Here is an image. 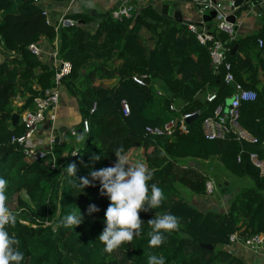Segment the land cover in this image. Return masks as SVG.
Wrapping results in <instances>:
<instances>
[{
    "label": "trees",
    "instance_id": "1",
    "mask_svg": "<svg viewBox=\"0 0 264 264\" xmlns=\"http://www.w3.org/2000/svg\"><path fill=\"white\" fill-rule=\"evenodd\" d=\"M66 19L75 24L55 27L34 0H0V45L7 54L0 62V176L8 181L7 206L11 209L16 204L17 222L7 230L20 241L22 264H147L149 252L163 255L166 264H247L226 248L230 236L244 228V235L264 233V175L250 161L253 153L264 160V57L258 49V40L264 37L237 38L228 44L227 61L235 83L258 95L254 103L241 108L242 126L258 139V144L251 145L204 138L203 121L217 106L228 103L234 88L225 83V71L214 74L209 45L199 43L189 24L164 19L153 3L141 7L133 20L115 21L109 13L91 16L87 12ZM207 26L214 30L213 23ZM143 32L149 34L146 41ZM219 37L229 40L225 33ZM44 40L53 49L57 45L60 60L72 64L71 73L63 79L66 96L81 117L72 129L79 136L84 122L89 124V134L83 135L86 141L77 146L76 157L69 158L75 150L72 144L65 140L54 144L55 168L52 155L28 163L24 149L13 143L24 132L20 122L13 125V117L33 109L35 99L54 87L52 59L39 60L29 50ZM144 76L151 79L149 86L133 80ZM209 93L218 95L213 104L206 100ZM123 101L130 105L129 117L123 115ZM171 103L184 114H196L187 131L173 137L147 136V127H161L178 116L170 112ZM121 145L127 155L144 150V163L153 173L149 194L151 184H156L165 199L159 208L140 213L141 236L107 252L98 238L106 227L109 198L88 192V187H74L73 177L64 168L75 163V179H91V171L115 164L114 150ZM95 156L100 159L94 160ZM213 158L229 174L249 179L253 185L230 196L226 211L205 213L203 204L201 210L184 202L176 183L195 197L207 199L209 176L190 164L187 169L179 168L182 173L177 169L180 161L198 163ZM222 186L225 198L229 186L220 183L217 190ZM90 204L99 211L88 215ZM73 205L84 215L83 223L76 228L61 226L59 221ZM156 212L177 216L180 229L165 233V242L150 248L147 224Z\"/></svg>",
    "mask_w": 264,
    "mask_h": 264
},
{
    "label": "built area",
    "instance_id": "2",
    "mask_svg": "<svg viewBox=\"0 0 264 264\" xmlns=\"http://www.w3.org/2000/svg\"><path fill=\"white\" fill-rule=\"evenodd\" d=\"M42 0H34L35 4L40 3ZM165 2V0H155L153 5ZM198 14L202 20L200 24H189V30L193 33L199 43L203 46L209 45V53L211 58V68L215 75H219L222 71H225L224 81L226 84H235L234 94L230 99L229 105H219L213 111V114L207 117L202 123V133L208 141H226L228 139H235L241 144H258V139L245 129L241 124V108L244 103H254L258 95L253 90L244 89L242 86L235 83L234 76L231 72V65L227 61V55L230 52L228 48L229 42L236 41L238 36L236 30L232 24L227 22V18L235 13L234 3L224 5L222 3H213L211 0H195ZM149 5V4H147ZM144 5V6H147ZM144 6H138L136 3L130 1H124L117 8L113 9L109 14L115 21L133 20L138 13L139 9ZM216 12V18L212 22L214 27L212 30L208 28V23L204 22V17L210 12ZM46 15V12H45ZM71 20L64 19L62 25H74ZM220 33L228 35L229 40L224 41L219 37ZM57 46V45H56ZM54 47L48 54L40 45H31L29 50L39 60H44L49 57L53 61V67L55 71L54 75V87L44 92V94L35 99L34 108L27 110L20 117V124L24 128L22 135L13 138V143L22 147L25 152L26 161L28 163H36L42 161L47 156L52 155V168H55V160L53 155V146L56 144L55 129L51 128V134L47 142V148H42L38 143L37 137L41 132V129L46 125L48 120H54L62 107V102L67 99L66 88L63 85V79L67 77L72 71V64L66 61L60 60L58 56V50ZM258 49L261 51L264 57V40H258ZM144 77H134V82L139 85H145ZM160 93L159 95H161ZM218 95L216 93H209L206 100L209 104H213L217 101ZM122 109L124 117L131 115L130 105L126 102H122ZM169 110L171 113L178 116L172 118L169 122L163 126H149L146 128V135L150 137H173L175 134L185 133L188 129V122L191 121L196 114H184L181 109L175 104L171 103ZM95 111V107L93 109ZM83 135L89 134V124L84 122ZM71 137L77 138L78 132L74 129L70 131ZM66 136L63 135V137ZM61 140V137H60ZM66 141V140H65ZM68 143V141H66ZM70 144V143H68ZM75 150L69 155V158L76 157L78 150L77 147L72 144ZM240 161V159H239ZM251 164L257 168L262 175H264V160H262L258 154L253 153L250 156ZM198 163L194 162L190 164V167L196 166ZM197 167H200L199 165ZM195 167V168H197ZM187 169L188 166H184ZM217 192L216 181L213 178L208 177L206 181V198L212 199ZM246 248L249 252L253 253L258 259L264 257V233L254 235H242L236 232L230 236V245L226 248L232 255L237 256L239 248Z\"/></svg>",
    "mask_w": 264,
    "mask_h": 264
},
{
    "label": "clouds",
    "instance_id": "3",
    "mask_svg": "<svg viewBox=\"0 0 264 264\" xmlns=\"http://www.w3.org/2000/svg\"><path fill=\"white\" fill-rule=\"evenodd\" d=\"M116 162L111 167L100 168L89 173V177L75 179L77 166L69 164L64 171L73 177L74 187L84 190L94 187L95 181L100 182V194L106 195L110 204L105 212L106 227L99 236V241L105 245V251L112 252L125 243H130L143 232L144 222L140 218L142 211L157 209L165 199L163 190L149 182L153 173L144 162L137 161L130 165L128 155L123 145L114 150ZM99 160V156L93 157ZM78 182V183H77ZM8 181L0 176V264H22L24 254L19 250V239L10 234L8 226H14L18 213L8 206ZM95 204H90L87 214L98 212ZM84 215L75 205L72 211L64 216L59 224L63 227H78L83 223ZM150 231L148 243L150 248H158L165 242V233L179 231V218L171 213H159L148 221ZM147 264H166L165 257L152 252L146 253Z\"/></svg>",
    "mask_w": 264,
    "mask_h": 264
},
{
    "label": "crops",
    "instance_id": "4",
    "mask_svg": "<svg viewBox=\"0 0 264 264\" xmlns=\"http://www.w3.org/2000/svg\"><path fill=\"white\" fill-rule=\"evenodd\" d=\"M124 1H130L131 3H136L138 6H144L153 3L155 0H72L67 3H56L49 0H42L37 5L46 12V17L50 25L58 27L62 24L63 20L68 18L69 15H79L82 13H89L91 16H100L110 13L113 9L117 8ZM217 3H222L224 5H229L234 3L235 0H211ZM260 3V8H252L251 4L253 1L238 12V30L236 31L238 38H247L251 36L262 35L264 37V0H255ZM164 3L172 5L176 10H179L182 14L183 20L186 24H200L202 18L198 14L197 6L195 0H165ZM242 12V16H241ZM147 34L143 32V35ZM264 40V38H263ZM41 47L47 54L52 51L53 44L49 41L44 40L41 43ZM0 51L6 56L1 50ZM261 53V51H260ZM3 57V56H1ZM7 57V56H6ZM47 58V57H46ZM6 58H2L0 62H3ZM264 73H261V78L263 79ZM113 82H106L109 84ZM115 84V83H113ZM231 100L228 101L229 105ZM81 122V117L76 111L74 103H72L68 98L64 99L62 102V107L57 114L55 121L48 120L46 125H44L39 133L37 140L42 148H47V142L51 134V128L53 127L56 131V136L59 137V130L63 127L67 128L66 136H61L60 142L66 140L68 141L69 130L75 128ZM83 135H79L75 138L73 142L75 146H80L86 141ZM208 165L210 163H216V165H223L217 161L216 158L209 160L208 162H203ZM240 190V188H239ZM238 190V191H239ZM234 195V194H233ZM216 212V211H212ZM245 229V228H244ZM244 229L239 233H243ZM244 235V234H242ZM242 260L247 264H264V257L258 259L253 253L249 252L246 248L240 247L239 253L237 254Z\"/></svg>",
    "mask_w": 264,
    "mask_h": 264
},
{
    "label": "rangeland",
    "instance_id": "5",
    "mask_svg": "<svg viewBox=\"0 0 264 264\" xmlns=\"http://www.w3.org/2000/svg\"><path fill=\"white\" fill-rule=\"evenodd\" d=\"M143 36L145 37V39H144L145 41L147 39H149L148 33L144 34ZM149 45H151V44H149ZM1 56L6 58V56L0 51V60L3 58ZM108 85L111 86V85H113V83H109ZM68 138H69L68 143L74 144L73 142L75 141V138L71 137L70 135H68ZM143 155H144L143 149L142 150L141 149L134 150V151L132 150L131 153L128 154L129 164L130 165L135 164L137 161L144 162ZM191 163H192V161H180L178 163L177 171L182 173L181 169H179V168L180 167L182 168V166H186V165L191 164ZM198 165L200 167H197ZM198 165L195 166V167H197L196 169L201 171L203 174L206 173L210 178H213L216 181V185H219L221 183V185L227 184V186H229L227 188L228 190L226 191L227 197L224 198L223 192H225V191H224L223 186H222L221 190L218 189L217 192L215 193V197H212V199H205V198L195 197V195L192 194L188 189L183 188L182 186H180L179 183H176V187L179 190L180 197L184 200V202H187L191 206H195L197 208H200L201 210H202L201 206L203 204L205 208H203L202 211H204L205 213H207L209 211H216V212H219L221 210L226 211L228 209V204L230 202V196L238 193L239 188L241 190L243 187H246L247 185H253V182L251 180L243 179V178H237V177L229 174V172L226 171L225 169H223L221 166L216 165V163H210V164L206 165L203 162H198ZM193 167L194 166H192L191 168H193ZM195 167H194V169H195ZM187 176H189L188 173H187ZM94 183H95L94 187H88V189H87L88 192H100V182L95 181ZM218 191L221 194L219 196H218V194H219ZM23 197H24V199H27L25 195H23ZM222 199H223V201H222ZM220 202H223V203L218 204ZM11 210L14 213L16 212V204L11 206Z\"/></svg>",
    "mask_w": 264,
    "mask_h": 264
},
{
    "label": "water",
    "instance_id": "6",
    "mask_svg": "<svg viewBox=\"0 0 264 264\" xmlns=\"http://www.w3.org/2000/svg\"><path fill=\"white\" fill-rule=\"evenodd\" d=\"M204 1V0H202ZM253 1V3L251 4V7L256 9V8H260V3L255 1V0H235L234 1V9L236 10L235 13L233 15H230L227 18V22H229L230 24H232L235 28V30H238V25H237V20H238V12L241 11L244 7H246L247 5H249L251 2ZM213 3H217L216 1H213ZM154 10L156 11V13H158L159 15H161L164 19L169 20V21H176L178 23H186L183 20L182 14L179 10H176L172 5L168 4V3H163V2H159L157 4L154 5ZM242 12H241V16H242ZM216 18V12L212 11L210 12L208 15H206L204 17V22L206 23H212L214 21V19ZM237 47L232 51V53L234 54L235 52H237ZM144 82L146 85H150L151 84V79L150 78H146L144 79ZM232 87L235 89V84H231ZM44 93H42L43 95ZM20 122V117L15 115L13 117L12 123L13 125H17ZM67 128L63 127L59 130V134L60 136H63L66 134ZM81 135L82 131L79 132ZM60 136L57 137L56 139V144H58L60 142ZM207 249H213L212 246H205Z\"/></svg>",
    "mask_w": 264,
    "mask_h": 264
}]
</instances>
